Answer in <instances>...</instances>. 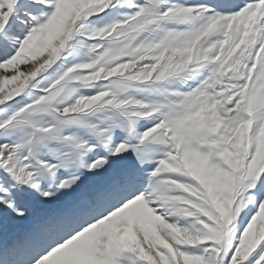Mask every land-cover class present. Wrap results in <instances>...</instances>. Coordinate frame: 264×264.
Returning a JSON list of instances; mask_svg holds the SVG:
<instances>
[{"label":"snow or ice","instance_id":"1","mask_svg":"<svg viewBox=\"0 0 264 264\" xmlns=\"http://www.w3.org/2000/svg\"><path fill=\"white\" fill-rule=\"evenodd\" d=\"M0 264H264V0H0Z\"/></svg>","mask_w":264,"mask_h":264}]
</instances>
